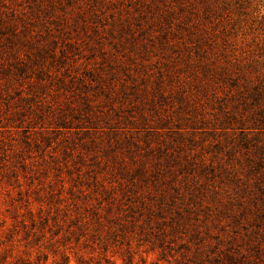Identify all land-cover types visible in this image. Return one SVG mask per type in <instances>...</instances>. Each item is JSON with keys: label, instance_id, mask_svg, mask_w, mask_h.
<instances>
[{"label": "trees", "instance_id": "obj_1", "mask_svg": "<svg viewBox=\"0 0 264 264\" xmlns=\"http://www.w3.org/2000/svg\"><path fill=\"white\" fill-rule=\"evenodd\" d=\"M114 4L113 0H0V98L15 94L10 105L18 127L26 134L36 131L56 136L67 156L63 165L69 169L79 162L78 177L91 173L94 185L109 195L116 187L107 188L103 181L106 174L115 178L120 192L109 196L107 214L112 204L120 207L118 196L128 198L136 188L145 187L146 194L135 192L134 196L144 211L129 215L128 223L108 226L104 240L98 232L103 223L96 209L89 220L76 217L78 232H70L77 233V241L106 243L107 238H123V228L137 223L150 249L158 250L156 260L149 264H264V74L251 78L202 63L191 73L195 92L181 88L178 93H165L160 76L153 79L149 90H133L143 86L146 78L141 76L140 84H128L129 68L122 65L126 77L117 91L113 84L117 73L104 72L103 62L91 63L95 50L103 51L106 62L115 54L104 53L97 37L100 30L112 33L104 12ZM118 18L112 16L113 21ZM135 25L136 16L120 17L116 31L132 38L134 32L143 35L144 31L133 30ZM113 48L119 51L114 42ZM83 49L91 54H82ZM223 87L227 91L218 90ZM218 91H223V97ZM171 96L187 114L183 127L169 126L172 117L181 120L178 109L169 113L156 103L158 99L172 104ZM117 97L128 104L139 99L129 105L130 111L148 109V114L130 119L135 127L145 125L141 139L145 150L136 156L138 141L121 130L112 133L119 138L101 148L100 158L98 152L90 153L96 141L83 136L97 127L100 115L107 117L95 101L112 105ZM208 105L212 112L206 110ZM151 114H159L154 124L147 122ZM165 129L171 131L166 135L172 140L161 136L159 130ZM153 138L158 144H153ZM180 202L188 209H213L215 220L208 224L206 217L199 224V219L188 217L185 222ZM103 218L116 222L111 214ZM61 256L63 262L55 264H68L69 255Z\"/></svg>", "mask_w": 264, "mask_h": 264}, {"label": "rangeland", "instance_id": "obj_2", "mask_svg": "<svg viewBox=\"0 0 264 264\" xmlns=\"http://www.w3.org/2000/svg\"><path fill=\"white\" fill-rule=\"evenodd\" d=\"M113 1L115 4L104 12L107 27L111 26L113 31L109 33L100 30L97 37L101 40L104 53L115 54L111 57L107 55L109 60L106 62L101 55L103 51L95 50L91 63L92 66H98L103 62L101 67L104 72L117 73L113 83L117 91H120V83L125 80L128 84H140L141 76L146 78L145 84L133 90H149L153 79L160 76L165 93L171 90L178 93L181 88L192 93L195 92L196 81H191L195 77L191 73L202 63L213 68L243 72L251 78L264 74V0ZM128 15L131 18L136 16L137 25L133 30L140 29L144 31L143 35L134 32L132 38L116 31L120 17L122 20ZM112 16L119 18L113 21ZM113 42L116 43L118 52H115ZM82 54L91 53L88 49H83ZM122 65L128 66L127 71L131 75L125 80L123 78L126 74ZM227 88L218 90L227 91ZM218 92L219 97H223V91ZM11 96L0 98V264L61 263L63 253L70 257L68 264H141L143 261L149 264L155 261L158 250L150 249L151 244L143 233H139L142 228L137 223H134L133 228H123V238H107L106 243L98 239L87 242L76 240L77 233L70 232L77 231L74 224L76 217L82 216L89 220L93 218V209H96L103 223L98 230L101 240H104L108 226L116 228L119 223H128L131 220L129 215L137 216L140 210L144 211L134 196L135 192L146 194L145 187L136 188L134 194L128 198L118 196L120 203L117 204L120 207L116 208L112 204L110 213L107 214L108 210L105 208L110 205L109 196L120 192L115 178L106 174L103 181L107 188L116 187L109 195V192H103L94 185L91 173H82L78 177L76 166L80 165L79 162L73 165L69 161L67 169L63 165L67 156L56 136L51 133L41 135L36 131L26 134L22 126L18 127V120L13 116L10 105L16 97L15 94ZM201 98L200 102L203 101V97ZM100 100L95 102L101 103V110L106 112L107 117L100 115L96 121L97 127L91 129V134L83 136L84 140L94 139L97 143L90 153L98 152L100 158H103L101 148L119 138L112 133H119L121 130L128 131L127 136L132 135L138 141L136 156L142 153L145 150L141 141L145 134V125L135 127L130 119L131 116L138 118L139 114H148V109H144L145 112L134 108L128 110L129 105L139 103V99L128 104L129 101L117 97L111 102L112 105H105ZM156 103L166 108L169 113L179 110L175 99L172 104L158 99ZM205 108L213 111L209 105ZM179 112L181 120L174 116L169 123L174 129L185 126L187 122V114L182 110ZM130 113L133 115L129 116ZM158 116L159 114L147 116V122L154 124ZM159 131L165 139H173L166 135L168 132L170 134L169 129ZM160 137L159 139H163ZM153 140L154 145L158 144V139ZM122 156L128 160L125 152ZM81 168V172L85 171L84 166ZM133 204L139 206L131 211L128 207ZM179 204L185 222L188 217L192 221L199 219V224L206 217L208 224L215 220L213 216L216 213L213 209H188L185 204ZM110 214L112 218L116 217L115 223H108L103 218ZM166 216H169L168 211ZM221 222L224 223L225 219H221ZM77 255H81V261L77 259Z\"/></svg>", "mask_w": 264, "mask_h": 264}]
</instances>
